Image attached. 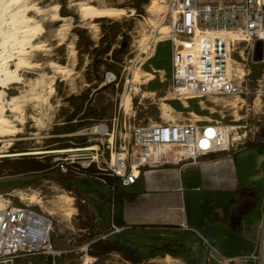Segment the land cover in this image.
<instances>
[{
    "label": "rangeland",
    "instance_id": "obj_1",
    "mask_svg": "<svg viewBox=\"0 0 264 264\" xmlns=\"http://www.w3.org/2000/svg\"><path fill=\"white\" fill-rule=\"evenodd\" d=\"M157 1L162 4L158 15L148 11L154 0H26V4H35L45 10L44 16L33 11L26 13L37 21L42 31L31 44H42L47 50L27 54V59L38 63L39 68L20 71L24 82L32 84L41 79L43 83L37 91L46 96L49 76L54 74L47 67L48 62L66 66L69 73L66 76L54 74V91L46 102L33 101L30 96L26 98L22 106L24 123L19 125L21 131L0 137V147L9 151L14 145V151L18 152L70 148L105 141L104 137L92 134L89 128L99 121L110 127L112 117H120L123 112L130 125L170 119L194 122L196 114L200 116L198 123L217 120L223 125L239 126L231 131L240 135V148L264 141V62L253 63V58H249L248 63L243 62L245 66H241V70L245 74L242 79L250 91L245 97L241 94L212 95L186 101L172 98L168 93L172 45L167 35L172 18L165 4ZM78 3L89 7V16L79 14ZM52 5H58V14L65 18L64 21H50L49 8ZM61 24H64V29L59 35ZM163 26H167V32L160 34ZM245 46L246 42L241 41L238 49ZM257 50H254V57L259 55ZM233 58L240 61L237 52L233 53ZM13 63L10 61L9 66L13 67ZM137 71L139 81L135 82L133 75ZM257 71L259 73L254 75ZM147 73L152 75L150 80ZM10 87L16 94H28L29 85L12 84ZM8 91L6 97L9 96ZM123 94L131 96L128 108L122 104ZM163 103L169 106L165 113L162 112ZM70 114L75 116V121L63 124ZM4 115L13 120L14 116L9 111ZM62 126L70 130L68 135L56 133ZM114 135L117 139L121 135L128 142L130 130L127 122L125 129L119 132L117 127ZM58 139H62V146L56 142ZM8 142L11 143L9 146ZM51 157L49 163L53 162L54 156ZM7 173L10 171L0 172ZM77 183L78 189L70 178L42 177L36 184L1 193L0 207L4 203L2 198L9 195L13 204L28 203L51 217L52 241L57 249L63 251L55 264H130L117 253L93 257L89 255L88 248V244L102 234L113 237L110 217L111 213L115 217L118 212L117 197L122 189L111 190L102 182L100 188L82 185L79 178ZM79 192L90 200L95 215ZM31 195L35 199L32 202L26 198ZM67 198L71 200L67 202ZM3 264H46V260L37 256H20ZM139 264L185 263L177 257L166 261L165 254Z\"/></svg>",
    "mask_w": 264,
    "mask_h": 264
},
{
    "label": "built area",
    "instance_id": "obj_2",
    "mask_svg": "<svg viewBox=\"0 0 264 264\" xmlns=\"http://www.w3.org/2000/svg\"><path fill=\"white\" fill-rule=\"evenodd\" d=\"M171 13L168 39L172 45L171 77L168 93L172 98L186 101L212 95H244L250 91L243 83V75L237 78L230 65L232 58L237 64L252 60L255 42H260L261 60L264 62V0H161ZM175 16V18L173 17ZM229 30L245 35L249 42L242 49L232 37L224 40L216 32ZM237 52L240 61L233 58ZM239 59V58H238ZM246 59V60H244ZM255 63L254 61H252ZM249 70V68L247 69ZM114 79V77H113ZM11 85L0 87L5 96ZM109 127L99 121L89 128L92 134L105 141L87 143L84 146L65 148L64 152L49 153L53 173L85 176L81 169L93 165L110 177H117L121 187L137 180L143 168L177 166L195 163L200 157L219 152L235 153L242 143L234 139L232 131L226 132L219 121H161L158 123H133L122 116H113ZM128 124L130 139L125 142L121 135H114L119 127ZM86 134V133H84ZM95 146V147H94ZM55 151V150H54ZM103 182V181H102ZM0 197L2 195L0 194ZM0 207V264L12 262L20 256L42 255L52 264L63 251L52 241L53 222L49 215L28 203L13 204L8 195ZM121 226H111L117 233ZM194 232L206 251L207 257L226 263L219 249L196 229ZM107 234L100 235V238ZM259 264H264L259 244Z\"/></svg>",
    "mask_w": 264,
    "mask_h": 264
},
{
    "label": "crops",
    "instance_id": "obj_3",
    "mask_svg": "<svg viewBox=\"0 0 264 264\" xmlns=\"http://www.w3.org/2000/svg\"><path fill=\"white\" fill-rule=\"evenodd\" d=\"M123 191V226L112 234L127 244L152 248L181 241L195 264H259L261 242L264 255L263 151L240 148L182 167H145ZM185 227L201 232L229 260L207 257Z\"/></svg>",
    "mask_w": 264,
    "mask_h": 264
},
{
    "label": "bare ground",
    "instance_id": "obj_4",
    "mask_svg": "<svg viewBox=\"0 0 264 264\" xmlns=\"http://www.w3.org/2000/svg\"><path fill=\"white\" fill-rule=\"evenodd\" d=\"M26 0H0V87H6L12 84H22L29 85V88L26 90V93L19 92L13 96H5V90L0 88V137L10 136L17 132L21 131L19 125L24 123V115L22 106L25 103V100L28 96L36 102H46L50 93L54 91L52 82L54 80V74H61L66 76L69 73V70L66 66L59 65L53 61L48 62L47 67L52 70L54 74L49 76V82L47 83L48 95L43 96L37 87L42 85L43 81L38 79L34 83H25L24 78L21 75L20 71L24 69H35L39 68L38 63L30 62L27 59V54L31 51H42L47 50L42 44L36 43L31 44L33 39L38 38L41 35V30L37 26V21L27 16L28 11H33L36 15L44 16L45 10L36 6L35 4H26ZM162 5V4H161ZM160 2L157 0L152 2L151 6L148 8V11L152 14L158 15L161 10ZM78 12L82 17L89 16L90 11L89 7L82 3H78ZM163 7V6H162ZM50 16L49 19L52 22L64 21L65 18L61 17L58 14V5H52L49 8ZM95 17V16H94ZM175 18V16H173ZM64 24L58 28L59 35L62 34L64 29ZM167 32V26H163L160 29V34H165ZM219 37H222L224 40H229L232 37L237 39L238 42L247 41L249 39L240 33H233L229 30H219L216 32ZM160 39V38H159ZM30 48V51L28 50ZM246 60V59H244ZM14 61L13 67L9 66V62ZM230 65L232 70L235 72L237 78H240L243 75L241 70V64H237L233 59H230ZM243 65V63H242ZM241 72V73H240ZM139 72L137 71L133 75V81H139ZM151 79L152 75L147 73ZM136 91L138 88L135 89ZM217 97V96H214ZM31 100V99H30ZM131 103V96L128 94H123L122 104L125 108H128ZM162 112L168 111L169 106L166 103L162 104ZM170 110V109H169ZM9 111L13 114V120L8 119L4 112ZM196 117L194 121L200 120V116L194 114ZM167 121H171L167 120ZM173 121V120H172ZM209 121V120H208ZM19 123L18 125L16 123ZM239 128V126L232 125H223V128L226 132L232 130V128ZM92 130V129H91ZM89 130V131H91ZM93 131V130H92ZM71 135V134H70ZM234 139H240V135L233 133ZM11 143L8 142L9 146ZM95 147V146H94ZM3 146L0 147V158L2 157H18L23 154H49L54 152H64L66 150H29V151H18V152H9L4 151ZM29 201H33V196L26 197ZM71 199L67 198V202ZM68 215V214H66ZM171 256L166 255V261H168Z\"/></svg>",
    "mask_w": 264,
    "mask_h": 264
},
{
    "label": "trees",
    "instance_id": "obj_5",
    "mask_svg": "<svg viewBox=\"0 0 264 264\" xmlns=\"http://www.w3.org/2000/svg\"><path fill=\"white\" fill-rule=\"evenodd\" d=\"M258 73L259 71L255 72L254 75ZM15 94H16L15 91H11V90L8 91L9 96H13ZM66 118L67 119L65 122H63V124L73 122V120H75V116L73 114L67 115ZM69 131L70 130L66 126H62L57 129L56 133L58 135L66 136L69 134L68 133ZM61 140L62 139H58L56 140V142L62 146L63 143H60ZM84 145L85 144H82L81 146ZM242 147L245 149H256L258 152H262L264 151V141L249 143L246 146H242ZM15 149L16 147L12 145L9 149V152H16L14 151ZM44 149L57 150L60 148L57 147V148H44ZM51 156L53 155L23 154L18 157H2L0 158V172L2 170H8L10 171V173L0 174V177H4L8 175H17V174H29L33 172H46V171L53 173L52 171L49 170V167L51 166V163H49L50 159L52 158ZM39 157L46 159L45 160L36 159ZM81 172L85 176L89 177V179L91 178L100 179L101 181H103L102 183H104L106 187L110 188L111 190L122 189L119 193V196L117 197L119 200V209L115 217H113V213H111L110 226L112 225L123 226L120 200L124 195V191H123L124 187L120 186L119 179L117 177H110L106 173L97 170L93 165H90L85 169H81ZM40 179H41L40 177H36L28 181L2 182L0 183V194L17 187H24V186L36 184ZM88 248H89V255L93 257H102L109 253H117L124 260L128 261L130 264H139L144 260H148L150 258H154L157 256H163L165 254L171 257L180 258L185 264H195L193 252L191 251V249L183 242L177 240L168 241L157 247L146 248V247L133 246L114 237L107 236L104 239L98 237L93 242L88 244ZM35 256L44 258L46 260V264H52V260L49 257H44L42 255H35ZM57 260L58 258L55 259V261Z\"/></svg>",
    "mask_w": 264,
    "mask_h": 264
},
{
    "label": "water",
    "instance_id": "obj_6",
    "mask_svg": "<svg viewBox=\"0 0 264 264\" xmlns=\"http://www.w3.org/2000/svg\"><path fill=\"white\" fill-rule=\"evenodd\" d=\"M259 45H260V42L258 41V42H255L254 47H253V53H254V50L258 48L257 51L259 54L257 57H254L255 55L252 57L254 62H259L261 60V49H260ZM36 177H40V178L51 177V178H55V179L70 178L76 189H78L77 178L80 179V184H82V185H86V186L94 185L97 188H100L99 186L101 185V180L98 178L87 179L85 177H76V176H73L70 174L50 173V172H33V173H29V174L8 175V176L0 177V183L9 182V181H28V180H31V179L36 178ZM82 197L89 203V205L91 207V211L95 215V211H94L93 206L91 205L90 200L87 197H85L84 195H82Z\"/></svg>",
    "mask_w": 264,
    "mask_h": 264
}]
</instances>
